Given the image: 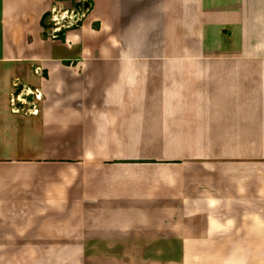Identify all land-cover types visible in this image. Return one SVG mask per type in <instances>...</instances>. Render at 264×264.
I'll use <instances>...</instances> for the list:
<instances>
[{
	"label": "crops",
	"instance_id": "obj_1",
	"mask_svg": "<svg viewBox=\"0 0 264 264\" xmlns=\"http://www.w3.org/2000/svg\"><path fill=\"white\" fill-rule=\"evenodd\" d=\"M86 1L0 0V264L264 258V0Z\"/></svg>",
	"mask_w": 264,
	"mask_h": 264
},
{
	"label": "rangeland",
	"instance_id": "obj_2",
	"mask_svg": "<svg viewBox=\"0 0 264 264\" xmlns=\"http://www.w3.org/2000/svg\"><path fill=\"white\" fill-rule=\"evenodd\" d=\"M57 1L59 2V4L56 5L57 8L63 7L64 9H67V8L64 7V4L62 3V0H57ZM85 3L86 4H89L86 0L85 1L81 0L80 7L82 9H83V7L85 8V6H84ZM53 6H55V5H53ZM75 7H78V5H76ZM52 8L53 7H51V9ZM51 9L48 12H46V15L47 16L44 19L45 27H43L44 28L43 31H44V36L49 37V39H55V38L52 37V33H53V30L56 27V25L50 20V17H51ZM87 12L88 11H85L84 10L85 16L82 17L80 21H82V19H84L86 17ZM80 21H78V22L80 23ZM72 27H74V26H72ZM72 27H69V28H61V30L57 31L58 32V36L56 38H61V36H63V34L65 33V31L68 30V29H70V28H72ZM13 88L14 89H13L12 93L8 97V108H9V111L12 114L13 113L16 114L17 117H18V115L25 116L27 114H25L24 111H20V112H17L16 111V106L20 107L19 101H16L15 102V105H16L14 107L15 109H13V105L10 103V99H11V97L13 95H16V94L19 95L22 92L21 91L22 86L20 84H18V83H14V87ZM22 100L23 101L25 100L24 102H26L27 105L24 104V102H22ZM20 101H21L22 104H24L23 105V108L24 109L27 108L29 105H33L35 103H36V106H38V104H39V100H36L35 98L32 99L31 102L30 101H27L26 98H21ZM24 129H25V127L22 126L21 131H19V132H21L19 134H22V136H25V134H26V132L23 131ZM12 132H13L12 137L9 138L10 139V142L4 143V145L2 147H0V149H3L5 151L11 150V152H12V149L14 150V148H15L14 145H16V138H15V133L16 132L15 131H12ZM28 133L30 134V136H32V132L30 133L29 130H28ZM17 141H18V139H17ZM17 143H20V142H17ZM29 144H30V141H27L25 139L22 141V147H24L25 149H28V148L31 147V146H29ZM12 154H13V152H12ZM263 247H264V245H262V250L264 251V248ZM8 262L10 263L11 261H8ZM214 262L216 263V262H219V261H205V260L204 261H198V263H201V264H212ZM41 264H49V262H47V263L44 262V263H41ZM70 264H176V261H171V260H155V261H153V260H151V261H143V260H129V261H121V260H117V261L72 260V261H70ZM249 264H264V258H262V259H252V260L249 261Z\"/></svg>",
	"mask_w": 264,
	"mask_h": 264
},
{
	"label": "built area",
	"instance_id": "obj_3",
	"mask_svg": "<svg viewBox=\"0 0 264 264\" xmlns=\"http://www.w3.org/2000/svg\"><path fill=\"white\" fill-rule=\"evenodd\" d=\"M84 16H85L84 9H82L81 7L80 8L74 7L72 9H64L63 7L57 8L56 5L53 6V8L51 9L50 20L56 25V27L53 30L52 37L56 38L58 36L57 31L61 30V28H69V27H72L75 25L77 26L79 23L78 21H80L81 18ZM26 90L28 92L29 89H26ZM27 92H25V94ZM30 93H32V92H30ZM27 94H29V93H27ZM20 97L25 98V97H22V92L19 95L16 94V95H13L11 97L10 103L13 105V109H15L14 107L16 106L15 102L19 101L20 107L16 106L17 112L24 111V112H27L29 114H36L38 111L36 103L33 105H29L27 108L24 109L23 105L24 104L27 105V103L24 102L25 100L24 101L22 100V102H24V104H22L20 101ZM34 98L36 100H40V94L34 93Z\"/></svg>",
	"mask_w": 264,
	"mask_h": 264
},
{
	"label": "water",
	"instance_id": "obj_4",
	"mask_svg": "<svg viewBox=\"0 0 264 264\" xmlns=\"http://www.w3.org/2000/svg\"><path fill=\"white\" fill-rule=\"evenodd\" d=\"M26 89H28V87H26ZM22 97H25L27 99V101H32V99L34 98V93H29V94H24L22 93Z\"/></svg>",
	"mask_w": 264,
	"mask_h": 264
},
{
	"label": "trees",
	"instance_id": "obj_5",
	"mask_svg": "<svg viewBox=\"0 0 264 264\" xmlns=\"http://www.w3.org/2000/svg\"><path fill=\"white\" fill-rule=\"evenodd\" d=\"M46 13L42 16V18H41V25L43 26V27H45V24H44V19L46 18Z\"/></svg>",
	"mask_w": 264,
	"mask_h": 264
},
{
	"label": "bare ground",
	"instance_id": "obj_6",
	"mask_svg": "<svg viewBox=\"0 0 264 264\" xmlns=\"http://www.w3.org/2000/svg\"><path fill=\"white\" fill-rule=\"evenodd\" d=\"M30 93V92H29ZM20 100H21V98H20Z\"/></svg>",
	"mask_w": 264,
	"mask_h": 264
}]
</instances>
